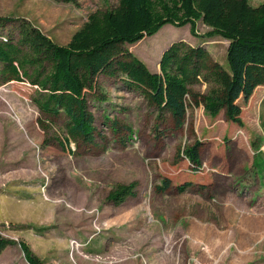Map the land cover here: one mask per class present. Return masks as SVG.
Masks as SVG:
<instances>
[{"label":"rangeland","instance_id":"374dc122","mask_svg":"<svg viewBox=\"0 0 264 264\" xmlns=\"http://www.w3.org/2000/svg\"><path fill=\"white\" fill-rule=\"evenodd\" d=\"M119 0H0V16L24 17L66 45L88 17ZM253 5L263 0H249ZM167 24L152 37L125 44L145 64V87L163 100L160 60L167 46L202 43L227 65L228 41ZM147 81V80H146ZM193 89L204 94L205 83ZM24 82L0 86V231L13 243L0 264H29L26 242L44 264H264V85L240 105L243 124L204 106L188 108L184 125L161 123L157 105L122 78L97 79L91 109L100 146L70 142L65 118L44 131ZM132 129V131L129 130ZM201 141V169L183 154ZM171 187L159 192L165 180ZM136 183L117 205L108 196ZM192 182L185 191L179 185Z\"/></svg>","mask_w":264,"mask_h":264},{"label":"trees","instance_id":"16d2710c","mask_svg":"<svg viewBox=\"0 0 264 264\" xmlns=\"http://www.w3.org/2000/svg\"><path fill=\"white\" fill-rule=\"evenodd\" d=\"M199 23L210 28L204 37L220 36L229 42L227 65L200 42L173 41L160 60L163 100L159 102L155 90L144 86L149 82L145 64L124 45L152 37L167 24L189 25L191 34L199 37ZM101 74L122 78L127 87L152 100L161 123L170 116L181 128L188 108L202 104L210 115L225 110L228 120L242 125L240 105L257 85H264V0L257 6L249 0H119L105 12L92 13L66 45L27 18L0 16V86L24 82L34 89L31 100L42 115L39 124L44 131L51 118L64 117L66 136L59 143L71 153V141L100 146L103 137L95 126L91 100H104L96 90ZM198 83L207 84V93L193 89ZM201 146L197 140L183 151L195 169L202 166ZM170 185L167 179L157 190L165 192ZM191 185L187 182L178 189L183 192ZM136 188L133 182L118 185L108 198L119 205L135 196ZM12 243L0 231V256ZM21 248L29 264H44L26 242Z\"/></svg>","mask_w":264,"mask_h":264},{"label":"crops","instance_id":"0c3cea01","mask_svg":"<svg viewBox=\"0 0 264 264\" xmlns=\"http://www.w3.org/2000/svg\"><path fill=\"white\" fill-rule=\"evenodd\" d=\"M252 4V3H251ZM253 5V4H252ZM257 5H259V4H257ZM257 5H254V6H257Z\"/></svg>","mask_w":264,"mask_h":264}]
</instances>
